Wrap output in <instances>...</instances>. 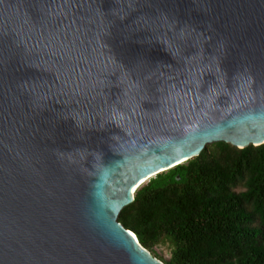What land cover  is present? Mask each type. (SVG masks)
Instances as JSON below:
<instances>
[{
    "label": "water",
    "instance_id": "95a60500",
    "mask_svg": "<svg viewBox=\"0 0 264 264\" xmlns=\"http://www.w3.org/2000/svg\"><path fill=\"white\" fill-rule=\"evenodd\" d=\"M215 143L264 144V0H0V264H162L119 216Z\"/></svg>",
    "mask_w": 264,
    "mask_h": 264
},
{
    "label": "trees",
    "instance_id": "16d2710c",
    "mask_svg": "<svg viewBox=\"0 0 264 264\" xmlns=\"http://www.w3.org/2000/svg\"><path fill=\"white\" fill-rule=\"evenodd\" d=\"M119 222L167 264H264V144L215 143L143 184Z\"/></svg>",
    "mask_w": 264,
    "mask_h": 264
},
{
    "label": "rangeland",
    "instance_id": "374dc122",
    "mask_svg": "<svg viewBox=\"0 0 264 264\" xmlns=\"http://www.w3.org/2000/svg\"><path fill=\"white\" fill-rule=\"evenodd\" d=\"M174 244L169 238H163L159 244L154 246L149 251L146 250L154 259L162 264H167L171 257Z\"/></svg>",
    "mask_w": 264,
    "mask_h": 264
},
{
    "label": "snow or ice",
    "instance_id": "6c2138e0",
    "mask_svg": "<svg viewBox=\"0 0 264 264\" xmlns=\"http://www.w3.org/2000/svg\"><path fill=\"white\" fill-rule=\"evenodd\" d=\"M180 161H177V163H179ZM161 170H163V169H161ZM141 183H143V181H141ZM133 191H135V189H133Z\"/></svg>",
    "mask_w": 264,
    "mask_h": 264
}]
</instances>
